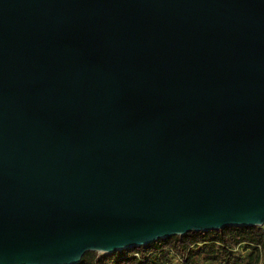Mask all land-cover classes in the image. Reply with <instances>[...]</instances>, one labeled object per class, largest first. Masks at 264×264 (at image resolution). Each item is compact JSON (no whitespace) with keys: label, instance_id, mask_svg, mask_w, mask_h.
I'll use <instances>...</instances> for the list:
<instances>
[{"label":"water","instance_id":"obj_1","mask_svg":"<svg viewBox=\"0 0 264 264\" xmlns=\"http://www.w3.org/2000/svg\"><path fill=\"white\" fill-rule=\"evenodd\" d=\"M263 225L264 0H0V264Z\"/></svg>","mask_w":264,"mask_h":264},{"label":"trees","instance_id":"obj_2","mask_svg":"<svg viewBox=\"0 0 264 264\" xmlns=\"http://www.w3.org/2000/svg\"><path fill=\"white\" fill-rule=\"evenodd\" d=\"M79 264H264V226L190 232L111 254L88 251Z\"/></svg>","mask_w":264,"mask_h":264},{"label":"rangeland","instance_id":"obj_3","mask_svg":"<svg viewBox=\"0 0 264 264\" xmlns=\"http://www.w3.org/2000/svg\"><path fill=\"white\" fill-rule=\"evenodd\" d=\"M264 226V225H263Z\"/></svg>","mask_w":264,"mask_h":264}]
</instances>
